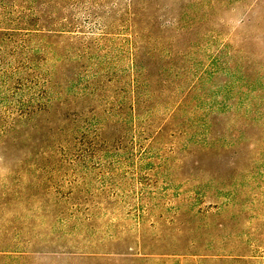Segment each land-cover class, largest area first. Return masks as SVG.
<instances>
[{
  "label": "rangeland",
  "instance_id": "rangeland-1",
  "mask_svg": "<svg viewBox=\"0 0 264 264\" xmlns=\"http://www.w3.org/2000/svg\"><path fill=\"white\" fill-rule=\"evenodd\" d=\"M0 264H264V0H0Z\"/></svg>",
  "mask_w": 264,
  "mask_h": 264
}]
</instances>
